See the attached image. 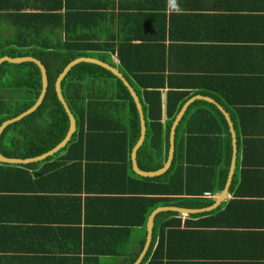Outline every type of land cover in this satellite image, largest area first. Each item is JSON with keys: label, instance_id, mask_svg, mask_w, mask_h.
Masks as SVG:
<instances>
[{"label": "trees", "instance_id": "trees-1", "mask_svg": "<svg viewBox=\"0 0 264 264\" xmlns=\"http://www.w3.org/2000/svg\"><path fill=\"white\" fill-rule=\"evenodd\" d=\"M112 4L113 0H109L110 7ZM1 10L0 57L32 56L41 61L47 74V88L41 104L32 113L8 125L1 132V154L14 158L34 157L60 142L68 129L69 121L54 91L57 75L69 61L79 57H93L108 63L110 54L115 53L117 49L119 56L117 67L137 94L145 120L144 140L136 153L137 165L144 171H154L162 167L169 147L170 125L191 93H169L171 97L169 96L166 102L167 120L163 123L160 91L164 87L162 76H159L161 81L157 82L160 79L158 76L136 74L134 69L125 65L122 47L115 44L113 36L109 38L111 42L99 40L105 37L99 30L100 19L106 14L92 9L75 16V19L83 20L84 25H78L79 28L74 30L69 25L71 21L69 14ZM231 19L236 25L244 22L254 25L256 21H260L262 39L254 49L261 50L264 61V15L253 18L247 16L245 20L236 15ZM236 39L237 44H248L239 38ZM96 50L100 53H95ZM60 88L76 121V130L69 141L56 153L41 161L27 164L0 163V170L16 173L15 176L20 175L25 184L42 177H52L56 172L63 170L76 174L75 179L84 180L86 185L92 179L110 181L104 189L110 193L99 195L87 193L83 197L87 201L83 212L80 197L73 198L78 205V220L82 214L84 222L92 221V214L95 213V216L102 217L103 224L83 226L82 235L78 234L80 238L77 249L83 253V257L82 259L72 257L70 264H115V258L123 260L122 264H131L142 248L146 220L154 208L207 207L213 199L205 198L203 194H215L223 189L232 146L226 120L213 104L202 100H195L189 104L175 129L174 154L169 167L160 175L143 177L131 169L130 152L139 136V119L132 97L121 80L99 65L81 61L67 72L61 80ZM40 90V71L36 64L2 62L0 123L29 108ZM201 92L221 102L231 115L237 147L240 150L239 161L229 186V191L235 193L236 172H239L238 178L247 173L250 140L257 137V132L264 134V124L262 131L256 127L248 129L247 114L229 98H224L225 94L219 97L211 92ZM194 105L201 106L197 111L190 113ZM119 108L125 115L118 112ZM110 116L115 119V127L109 122ZM198 118L202 121L210 120L214 127L205 129V133L198 130L201 135L195 136L197 130L193 125L194 119ZM201 140L207 143L204 151H211L216 147V152L220 154L217 161L194 157V152L200 153L199 146L202 149L204 147V143L199 142ZM93 141L101 145L103 143L113 145L120 154L109 156L104 161H92L88 147ZM115 171L118 172L121 184L120 193L117 195ZM205 172L211 173L209 180L205 174L201 175ZM85 188L88 190L87 186ZM115 200L120 211L118 225H115ZM94 205L95 209L87 210V206ZM220 208L221 205L210 212H218ZM208 213L206 211L190 216H206ZM176 215L174 211H162L155 216L152 240L141 264L146 260H149L147 263L149 264L153 260V253L160 244V229H164L170 223H180V220L174 217ZM161 217H170L175 222L164 221L162 224L159 221ZM135 228H141L142 234L133 242L132 232ZM101 255L114 259L111 262H103L100 259Z\"/></svg>", "mask_w": 264, "mask_h": 264}, {"label": "crops", "instance_id": "crops-1", "mask_svg": "<svg viewBox=\"0 0 264 264\" xmlns=\"http://www.w3.org/2000/svg\"><path fill=\"white\" fill-rule=\"evenodd\" d=\"M0 9L2 12L69 14V25L74 30L79 28L78 25H84V21L75 19V16L92 9L104 13L99 33L105 37L99 40H113L120 45L125 65L134 69L136 74L162 76L161 122L167 120L169 93H191L184 102L187 106L180 108L170 129L173 123L176 129L189 104L195 100L211 103L219 111V106L222 107L234 129L229 111L221 102L201 91L219 97L225 94L224 98H229L247 114L248 129H263L264 61L261 50L254 49L262 39V26L260 21L254 25L244 21L236 25L231 18L237 15L245 20L247 16L264 15V0H113L111 7L109 0H0ZM111 36L112 40L109 39ZM236 38L248 44H237ZM95 53L100 52L96 50ZM107 64H115L122 74L117 67V49L110 54ZM160 81L161 78L157 82ZM199 106L194 105L190 113L197 111ZM118 112L124 114L120 108ZM108 118L115 127L113 116ZM212 124L208 119H194L195 136L214 127ZM256 135L250 140L246 175L238 178L239 172H236L235 193L228 187L222 201L206 210L209 212L206 216H190L206 211L187 215L174 211L177 213L174 217L180 223H170L160 229L159 248L154 253L152 250L154 257L149 264H264V134L257 132ZM91 144L88 152L92 161H104L120 154L108 143L101 145L93 141ZM203 146V149L199 146L200 153H193L194 157L217 161L220 154L216 147L204 151L207 143ZM239 157L236 141L235 166ZM234 172L235 167L229 186ZM14 174L0 170V263L70 264L72 257L82 259L83 253L77 250L78 234L82 235L84 225H102L103 219L93 213L92 221L84 222L82 214L78 220V205L73 198L80 197L83 212L87 202L83 197L87 193H110L104 190L110 181L92 179L86 185L84 180L75 179L76 174L63 170L52 177L25 184L20 175ZM203 174L208 180L212 176L209 172ZM118 178L115 171V195L121 188ZM25 186L27 189H23ZM220 192L205 193L203 197L213 199L212 205ZM220 205L218 212H210ZM95 208V205L87 206V210ZM119 220L120 211L115 200V225ZM159 221L162 224L164 221L175 222L170 217H161ZM141 234V228H135L133 242ZM100 259L111 262L114 258L101 255ZM123 262L115 258V264ZM148 262L146 260L143 264Z\"/></svg>", "mask_w": 264, "mask_h": 264}, {"label": "water", "instance_id": "water-1", "mask_svg": "<svg viewBox=\"0 0 264 264\" xmlns=\"http://www.w3.org/2000/svg\"><path fill=\"white\" fill-rule=\"evenodd\" d=\"M4 61L9 62V63H15V64L23 63V62H33L34 64H36L39 71H40L41 90H40V93H39L38 97L36 98L35 102L29 108L20 112L16 116L11 117L9 119H6L0 123V134L3 131V129L6 128L8 125H10L16 121H19L21 118L32 113L41 104L42 99H43L45 92H46V88H47L46 69H45L44 65L41 63V61H39L38 59H36L32 56H20V57L2 56V57H0V64ZM81 61L94 63V64L99 65V66L103 67L104 69L110 71L113 75H115L117 78H119L121 80L123 85L127 88L130 96L132 97V100H133L135 107H136V111L138 113V119H139V136H138L137 140L135 141L134 145L132 146L131 152H130V161H131L132 171L135 174H137L139 176H143V177H152V176L160 175L163 172H165L167 170V168L169 167L171 160H172V157H173V150H174L173 141H174V130H175L174 123H173V125L170 129V132H169V147H168L166 160H165L164 164L162 165V167L157 169V170H154V171L141 170L138 167L137 162H136V153H137L138 148L141 146V144L144 140L146 126H145L144 115H143V111H142V107H141V103L139 101V98H138L137 94L135 93V91L133 90V88L131 87V85L127 82V80L122 76V74L114 66H111V65H109V64H107V63H105L99 59L91 58V57H79V58H75V59L69 61L63 67V69L60 71V73L57 75V77L54 81V91L56 93V97L59 100V102L61 103L65 113L67 114L68 121H69L68 129H67L64 137L62 138V140L60 142H58L55 146H53L51 149H49V150H47V151H45L39 155H36L34 157L14 158V157H6L0 153V163L27 164V163H31V162H38V161L45 159L48 156L53 155L54 153H56L58 150H60L62 147H64L66 145V143L69 141L71 135L76 130V121H75L74 116L70 112L69 107H68V105H67V103H66V101H65V99L61 93L60 83H61V80L67 74V72L71 69V67L74 66L75 64L81 62ZM186 106H187V103H185L182 106V108L183 107L185 108ZM219 108H220V111L222 112V114L224 115V117L227 121L230 136H231V141H232V144H231L232 145V155H231V159H230V165L228 168L227 178H226L223 189L215 197L214 203L210 206H207V207L185 208V207H179V206H158V207L154 208L149 213L147 220H146V225H145L146 233H145L142 248H141L138 256L136 257V259L131 264H140L143 257L145 256V253L148 250L149 245H150L151 240H152V231H153L154 219H155V216L159 212L165 211V210H172V211H177L181 214L187 215V214H190L193 212H202V211L212 209V208L216 207L222 201V199H223V197H224V195L227 192V189L229 187L231 176H232V173H233V170L235 167L236 136H235V131L232 127L231 121H230L227 113L223 110L222 107L219 106Z\"/></svg>", "mask_w": 264, "mask_h": 264}]
</instances>
